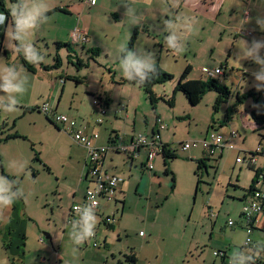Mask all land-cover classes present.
I'll return each instance as SVG.
<instances>
[{"label":"rangeland","instance_id":"374dc122","mask_svg":"<svg viewBox=\"0 0 264 264\" xmlns=\"http://www.w3.org/2000/svg\"><path fill=\"white\" fill-rule=\"evenodd\" d=\"M99 1L105 2V8L96 10L86 6L81 14L71 18L54 13L43 23L49 24L48 27L28 32L27 41L36 48L37 55L43 56L41 64L52 65L56 53L60 58L59 67L37 73L56 79L59 75L81 79L80 83L65 80L66 89L58 107L70 116L77 115L79 122L82 118H94L90 93L105 91L115 106L118 101L129 100L132 106L128 122L135 117L134 131L149 132L154 120L164 124L166 130L161 132L175 156L163 160V155L158 154L149 172L135 171L138 175L130 176L135 182L141 175L145 180L138 190L133 181L128 187L123 209L120 213L119 207L115 214L118 226L115 225L114 232L111 229L104 232L101 223L97 230L95 224L94 232L100 239L98 247L88 241L87 245L74 244L69 236L71 228L65 223V213L74 199L79 198L84 185L78 181L75 158H70L75 154L76 145L62 127L35 109L36 104L50 101L44 95L48 83L39 81L43 75L39 78L25 68L18 69L22 66L20 58L28 59L17 31L14 33L9 24L4 43L10 58L6 59L3 52L0 54V138L12 132L19 136L0 140V163L4 173L17 182L16 189L22 196L19 225L26 237L22 255L14 253L12 262L220 264V257L214 255V251H223L226 245L233 251L244 241L245 230L239 225L238 198L241 191L247 189L253 172L247 160L236 162V157L245 156L237 148H225L221 156H211L200 146L184 150L182 144L202 139L206 130L222 134L234 130L240 147L252 151L264 135V123L259 126L251 114L253 110L264 113V32L255 23L258 14L264 15V0H193L192 4L188 0L183 7L181 0L127 3L136 13L144 14L138 16V26L133 27L140 33L133 41L135 47L130 49L152 53L155 64L172 75L171 79L152 86L157 97L153 104L138 83L126 80L120 67L119 48L130 41L131 19L127 17V25L121 26V15L113 14L109 8L111 0ZM166 21L173 22V30L181 37L184 51L175 52L168 46L166 38L170 33ZM70 24L73 29H88L91 40L87 47L70 44L71 53L64 46L57 48L54 44L56 37L66 39ZM55 26L62 30H56ZM254 38L261 43L257 52L238 61L236 55L241 54L240 48L247 41L251 49ZM91 43L96 45L98 53L90 50ZM187 64L191 66L189 79H204L203 66L220 67L222 74L218 80L229 92L225 101L215 107L217 92L207 90L197 105L190 106L181 91H174ZM12 67H15L14 73H11ZM9 83L21 90H6ZM252 89L255 94L241 97ZM12 101L16 102L12 105L16 110L5 112ZM25 108H32V111ZM126 127L130 130V126ZM121 157H115L114 161H120ZM145 158L146 149L134 158L138 169ZM199 158H204L206 164L197 170L195 159ZM117 167L125 168V174H130L125 166L119 164ZM0 176L10 185L1 169ZM9 195L13 196L11 185ZM106 208L107 214L115 211L110 204ZM209 209L217 212L216 218L209 215ZM6 215V207L0 206V219ZM228 219L236 223L230 226ZM16 231L15 227L13 233L6 234L7 240L21 248L20 243L16 246L19 241ZM250 233L252 241H256L253 235L264 239L257 231ZM103 239L105 247H101ZM6 262L8 253L0 239V263Z\"/></svg>","mask_w":264,"mask_h":264},{"label":"crops","instance_id":"0c3cea01","mask_svg":"<svg viewBox=\"0 0 264 264\" xmlns=\"http://www.w3.org/2000/svg\"><path fill=\"white\" fill-rule=\"evenodd\" d=\"M84 1L85 0H44V2L50 7V11L45 13V15L48 16V17H52L54 15V13H58V14L65 15L68 18H71V16H76V14H78V13L81 14L83 12V9H85L86 6H87V4ZM134 1H136V0H111V2H110V7L109 8L111 9V11H113L112 13L121 15L120 16V23H121V26H123V27H125L127 25L126 19H127L128 16H125L126 9L122 8V6L124 5L125 2L129 3V2H134ZM192 1L193 0H190V4H192ZM187 3H188V0H181L180 6L183 7ZM14 4H16V3H10V4H8V7L11 8V6L14 5ZM195 6H196V1H195V5L193 7H195ZM89 7H92L93 9H96V10L102 9V8H105V2L97 0V3L94 6H89ZM136 15L137 16H141V15H144V14L136 13ZM9 24H10V21L7 20V22H5V24L3 26L0 25V39L2 38L3 49L7 50L8 57L10 58L9 49H7V47L5 46V43H4V36H5V33H6L5 29H6L7 25L9 26ZM47 25H49V24H47ZM47 25L46 24H41L37 29H40L41 27L42 28L48 27ZM134 26H138V24L137 23L136 24L132 23V25L129 27L130 28V30L128 32L129 34L133 30ZM54 28L56 30H62L60 26L59 27L55 26ZM10 29H12L11 25H10ZM72 30H73L72 24L68 25V27L66 29V31H67L66 39H59L58 37H56L54 42H56V41L68 42V43H70L72 45H77V46H81V47H84V45L86 46L87 43L89 44V42H91V40H89V36L87 34V33L90 34V31L88 29L84 28L82 30L84 32V34L86 35V37H87V41L85 43H83V44L82 43L81 44L75 43V41L72 40V38H71ZM141 30L145 31L143 29H141ZM139 33H140V31H139V29H137L136 35L138 36ZM90 47L91 48H95V49L97 48L96 45H92V43H91ZM133 47H135V46L133 45ZM3 49L0 48V54H3L2 53ZM97 51H98V48H97ZM204 67L205 66L201 67V71H202V68H204ZM207 68H209V67H207ZM18 69H24L23 65L20 66V68H18ZM41 70H43V69L40 68L39 65H35V72H33L34 75L40 78L41 75H43V73L42 74H38L37 72L40 71V73H41ZM26 71H28V70H26ZM43 76L44 77H41L42 80H39V81L40 82L45 81L46 83H48L46 91H44V95L50 101L44 100L40 104H36L34 106L35 109L37 111H39L38 107H40L42 103L46 102V103L49 104L51 110L56 111V112H61L63 114L68 115L69 119L73 122V125L75 127L83 126V127H85L86 131L96 130L98 132L99 136H98L97 139H95L94 143L97 146H104V145L111 144L112 141H109V135L111 134V131H114V133H112V134H114V135H112V137L115 138L117 136L116 140H118V142L126 143V142H128L130 140L131 136L134 133L141 132V133L149 134L152 131L156 130V127H157L156 123H155L156 120H154L153 126L151 128H149L150 130L148 129L149 132L148 131H140V130L139 131H134V129L136 127L135 117L130 122H128V119H129V116H130L129 115L130 114L129 109H130V106H132L130 101L129 100H125L124 103H123V101H118V103L115 106V104H113V102H112L113 99L105 91H96L94 94L90 93L92 95V99H91V105L92 106H91V109H92V112L94 114V118H85V119L82 118L83 121L79 122L77 120V118H76L77 115H75L74 117H73V115L70 116L69 114L66 113V111L60 110L58 107H59V104L61 103V99H62V97L64 95V91L66 89L67 81H65V80L66 79H70L71 77H76L78 79H80V78L77 77V76H71V75L70 76L66 75V77H62L61 75H59V77H57V79L55 77H51V76L47 77L48 75H43ZM70 80H72V79H70ZM80 82H82L81 79H80L79 83ZM76 83H78V82H76ZM94 99L99 100L100 103L102 105H104V108H105V114L103 116V121L100 124L96 122V119L99 117V114L95 110V106L93 104V100ZM121 100H123V99H121ZM31 109H29L28 111H32ZM69 111H70V108H69ZM257 111H260V110H257ZM133 113L135 115V108H134ZM46 116H48L49 119L52 121L50 115H46ZM126 125L130 126V130H128L129 127H126ZM145 125H147V120L146 119H145ZM165 127L163 128L164 129L163 131L166 130ZM103 129H105V130H103ZM125 130H127V131H125ZM161 131H162V129L159 130L161 142L164 144L165 149H169L168 140L164 139L165 136L163 135V132H161ZM208 132H213V131L206 130L204 136ZM13 133H16V132H12V133H9V134H13ZM214 133H217V132H214ZM229 133L230 132H227L226 134H222V133L219 132V134H221L222 137H223L224 146H223L221 152L218 155H216V156H221L225 148H227V149L237 148L238 150H241V151H243L245 153L246 150H244V149H242L240 147L239 141L238 142L236 141L238 139V136H235V137L231 138L229 136ZM7 135H5L4 138H0V140L4 141L3 139H5V137ZM17 136H19V135L17 134ZM261 136L262 137L260 138V140L264 137V135H261ZM13 138H15V137H13ZM9 139H11V138H9ZM260 140H258V143H259ZM75 145H76L75 154L71 155L70 158L71 157L75 158V161L78 164V181H79V183H84L83 190L81 191L79 198L78 199H74V201H73V203H78V202H81L83 200L85 189L91 184V182L89 181L88 177L86 176V167H85L86 148L83 145H81V144H79L77 142H75ZM143 149H146V148L145 147L141 148L140 151H139L138 156L140 155V152ZM247 151H251V150H247ZM146 152H147V149H146ZM119 155L122 156L120 161H118V162L114 161L115 157H118ZM134 160H135L134 158L131 159L126 154L118 152L116 150L108 149L105 152V154L103 156V169H105L106 171H108V172H110L112 174L120 175L123 178V181L119 185V188L117 189L116 195H115V197L112 200H106L104 198H100L99 199L98 212L95 213V218H96L95 224L97 223V225H96L97 230H98V227L100 226L99 223H101V225H104V227H103L104 232L106 231V229H111V231H113V232L115 231V230H113L115 225L118 226V221L115 224V222H116L115 214H116L117 210L119 209V207L121 208V210H120V213H121V211L123 209V204H124L126 191H127L128 187H130V185L133 184V182H135V181L130 179V176L132 177L134 175V173L137 174V172H135V171H140L141 173H147V172L150 171V170L146 171L145 169H143V164L142 163L139 164V166H140L139 168L140 169H138L136 167V164L134 163ZM145 160H146V158H145ZM239 163H242V162H239ZM119 164L121 166H125L127 168V171H130V174H127V173L125 174V168H121V167L118 168L117 166ZM132 166H133V170H132ZM249 168H251V167H249ZM0 169H1V173L3 175L4 174L7 175L6 173H4L1 163H0ZM251 169H252L253 175H252V178L250 180V183L246 187L247 189H244L243 191H241V194L239 195V198H238L239 201H240V209H239V214H238L239 222H240L239 225L242 228H244V230H245V233H244V237L245 238L246 237H250V235H251L250 232H253V231H257V232L260 233V235H264V215H261V214L258 215L256 220H255V217H253V219H249L248 217H246V215H244L242 213V206L251 198V194H252V191L249 192L248 188L251 185H253L254 190H256V189H264V153H260V154H257L255 156V163H254V165L252 166ZM255 170L257 171V174H258L256 177H255ZM7 176L12 180V182H15L9 175H7ZM238 177H239V174H238ZM5 178L7 179V177H5ZM7 180L10 182L11 188L13 190V197H14L15 200L13 201V203L10 206L6 207V211H7L6 217L3 218V219H0V239L2 240L3 246H4V248H6L7 253H8V262L0 263V264H13L12 261H13V256L15 255L14 253H18V252H20V254L23 253V246L25 244L24 241H25V238H26L25 234L22 232V229H21V227L19 225V221H21L19 215H20V209L22 207V205H21L22 196H20V194L18 193V191L16 189L17 187L16 186L14 187L13 183H11V181L9 179H7ZM144 180H143L142 175L139 178L137 177V180L135 182L136 190H138L141 182H144ZM224 192H227V190H224ZM107 204H110V205L115 207V211H113L111 214L105 213V211L107 210V208H106ZM208 213H209V215H211L214 218L217 217V212L214 213L211 210V213H210V209H209ZM106 215L113 216L115 218L114 223L112 225H110V226H107L103 222V218ZM70 218H71V211H70V208H69V209L66 210V213H65V223H66L67 227L71 228L72 227V222L69 221ZM234 223H236V222H233V224ZM15 227L17 229V231H16L17 234H19V241L17 240V242H18L17 244L18 245H16V246H19V243H20L21 248H16L14 245L10 244L12 242V240H10V242L7 240L6 234L13 233L11 231L14 230ZM46 236L48 237L47 233H46ZM96 237H97V235H96ZM253 238L256 241H252V239L250 238V243L248 245L249 249L255 250V246L258 243L264 245L263 237H259V235H253ZM88 242L86 240L84 242V244L87 245ZM101 244H102L101 247H105L106 246V240L103 239ZM226 247L224 249L225 256H226L224 259L229 260V256L232 254L233 251H235L237 249H234L233 251H231L229 245H226ZM233 248H235L234 245H233ZM229 250H230V252H229ZM21 255H18V256H20L19 257L20 259H21ZM20 264H25V263L22 262ZM245 264H251V262L246 261ZM255 264H264V251H259L258 252V256L255 259Z\"/></svg>","mask_w":264,"mask_h":264},{"label":"built area","instance_id":"2783aa9c","mask_svg":"<svg viewBox=\"0 0 264 264\" xmlns=\"http://www.w3.org/2000/svg\"><path fill=\"white\" fill-rule=\"evenodd\" d=\"M84 2L88 6H94L97 3V0H85ZM71 38L75 41V43L79 44H83L87 41L86 35L79 27H75L72 30ZM202 72H204L205 78H218L222 74L220 67H215L213 69L204 67L202 68ZM93 104L95 106V110L99 114L96 122L100 124L103 121V116L105 114L104 105H102L97 99L93 100ZM38 110L43 112L45 115H50L55 124L61 126L75 142L86 148V176L91 184L85 189L82 202L73 203L71 205L70 222L80 219V216L76 211L77 208H80L81 212H83L86 207L92 206L95 214L98 212L100 198L112 200L115 197L117 189L122 183L123 178L120 175L112 174L103 169V156L108 149L124 153L132 159L138 156L141 148L145 147L147 152L146 160L143 163V169L146 171L151 169L156 155H163V151L165 150V146L161 142L159 134V130L163 129L165 125L160 122H156L157 127L155 131H152L149 134L141 132L134 133L130 140L126 143H120L115 139L111 142V144L97 146L94 143L95 139L99 136L96 130L86 131L83 126L75 127L68 115L51 110L49 104L46 102L42 103L41 106L38 107ZM229 136L231 138L237 136L236 131L231 130ZM196 146L203 148L209 155L216 156L221 152L224 146L223 137L219 133L208 132L202 139L192 140L182 144V148L184 150ZM260 153H264V137L259 141L253 151L246 150L245 156L242 158L236 157V161L245 162L247 160V166H253L255 163V156ZM242 213L249 219H253V217H255V220L258 215H264V189H256L252 191L251 198L242 206ZM114 220L115 218L109 215H106L103 218V222L107 226L112 225ZM227 224L232 226L233 220L228 219ZM87 241H89L93 247H98L100 244L99 240L96 238L95 232L94 235ZM244 241H248L250 243L249 237H246ZM213 253L217 256H225L222 252L214 251ZM222 264H229V260L224 259Z\"/></svg>","mask_w":264,"mask_h":264},{"label":"clouds","instance_id":"9594fccd","mask_svg":"<svg viewBox=\"0 0 264 264\" xmlns=\"http://www.w3.org/2000/svg\"><path fill=\"white\" fill-rule=\"evenodd\" d=\"M124 5L126 6L125 16H128L133 24L138 23L140 18L136 15L135 10L127 3H124ZM49 11L50 7L44 2V0H17V3L11 6L8 14L0 13V25H4L5 21L8 19V15H11V23H15L17 28V38L20 39L24 45L26 58L31 63L42 61L43 56L36 54V48L27 41V34L29 31L37 29L41 24L48 21L49 17L46 16L45 13ZM165 23L170 33L166 38L168 46L175 52L184 51V44L182 43L181 37L173 30V22L166 21ZM255 23L258 25L259 30L264 32V15L258 14L255 17ZM7 27L5 29L6 32ZM178 40H180L181 43H177ZM252 43L253 47L249 49L247 47V41H245V46L240 48L241 54H235L238 61L245 56H252L261 46V43L255 38ZM119 53L120 67L126 79L135 81L138 84H144L158 75L155 58L152 53L133 51L127 48L126 45L120 46ZM5 87L8 91L21 90L10 83ZM15 103V101H12L4 111H15L16 108L12 106ZM9 189V183L0 176V206H10L15 200L13 196L9 195ZM76 211L80 216V219L72 222L69 236L74 244L81 245L94 235L96 218L92 206L86 207L83 212H81L80 208H77ZM248 243V241H243L238 249L232 252L229 256V264H245L246 261L255 264L258 252L264 251V245L258 243L255 246V250H253L248 248Z\"/></svg>","mask_w":264,"mask_h":264},{"label":"trees","instance_id":"16d2710c","mask_svg":"<svg viewBox=\"0 0 264 264\" xmlns=\"http://www.w3.org/2000/svg\"><path fill=\"white\" fill-rule=\"evenodd\" d=\"M7 3H17V0H0V13H4V14H8L10 8L8 7ZM88 6V5H87ZM10 21V25L12 27L13 32L15 33L17 31L16 25L15 23H11L12 22V17L11 15H8V19ZM7 20L5 22H7ZM13 33V37L15 36ZM136 33H137V29L135 28L132 31V35L130 36V41L127 45V48H131L133 47V41L135 40L136 37ZM55 47L59 48V47H65L67 49L68 52H72L71 51V46L70 43L68 42H59L56 41L54 42ZM0 48L3 49L2 46V38L0 39ZM93 53H96V49H90ZM4 54V57L7 59L8 58V52L6 49H3L2 51ZM98 53V51H97ZM54 63L52 65H43L39 62L37 63H29L26 59L24 58H20V62L23 65V67L30 71V72H35V65H39L40 68H42L43 70H50L52 68H56L59 67L60 65V58L59 55L56 53L54 56ZM77 62H80V59L77 58ZM156 68L158 70V75H156L153 79H151L149 82L144 83V84H139L140 87L144 90V92L146 93L148 99L150 100V103L153 104L156 100L157 97L155 96V94L152 91V86L154 84L160 83V82H164L167 81L169 79L172 78V75L169 73L164 72L157 64H156ZM11 73H14L15 71V67L11 68ZM191 70V66L189 64H187L183 71L181 72V74L179 75L178 79H177V84L174 87V91L179 90L181 91L187 102L189 103L190 106H195L199 103L202 95L207 91V90H214L217 92V98H216V103H215V107L218 105V103L225 101V99L228 97L229 92L227 91L226 87L222 86L220 81L218 80V78H199V79H189L188 78V73ZM70 78V77H69ZM70 79L74 80L75 82H79L80 79L76 78V77H71ZM139 79V78H137ZM128 82H132V83H136L135 81H130L128 79H126ZM253 94H255V90H249L246 93H242L243 98L247 97V96H252ZM258 100V99H257ZM171 105V101L168 102ZM26 110H29L31 108H25ZM255 122L259 125L262 126L264 123V113L262 111H255L253 110L251 112ZM114 133V131H111V134L109 135V141H113L117 138V136L114 138L112 137V134ZM17 134L13 133V134H8L5 139L3 140H7L9 138H13L16 137ZM18 137V136H17ZM262 137V136H261ZM175 156L174 151H172L171 149H165L163 151V160H165L166 157H170L173 158ZM196 163H197V170L198 168H200L201 166L205 167V159L204 158H200V159H195ZM252 168V166H249ZM197 174V171H196ZM5 175V174H4ZM257 171L255 170V177L257 176ZM5 177H7V179H9L11 181V183H13V186L15 187L17 185V182H12V180L5 175ZM199 182V179H197V183ZM253 185H251L248 188V191L251 192L253 191ZM121 203V202H120ZM218 252H222L223 255L225 254V251H218ZM224 257L226 256H220V264L223 263Z\"/></svg>","mask_w":264,"mask_h":264}]
</instances>
